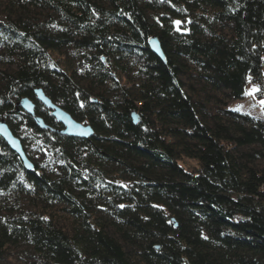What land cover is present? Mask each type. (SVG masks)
I'll list each match as a JSON object with an SVG mask.
<instances>
[{"label": "trees", "instance_id": "1", "mask_svg": "<svg viewBox=\"0 0 264 264\" xmlns=\"http://www.w3.org/2000/svg\"><path fill=\"white\" fill-rule=\"evenodd\" d=\"M251 84L264 0H0V119L34 165L0 137V264H264V120L232 107Z\"/></svg>", "mask_w": 264, "mask_h": 264}, {"label": "water", "instance_id": "2", "mask_svg": "<svg viewBox=\"0 0 264 264\" xmlns=\"http://www.w3.org/2000/svg\"><path fill=\"white\" fill-rule=\"evenodd\" d=\"M148 46L153 54H155L165 62V56L158 38H152L149 41ZM35 95L37 101L41 103L46 109L50 110L52 113V117L62 125L63 129L59 131L60 134L67 137L84 140H89L95 136V132L91 126L77 122L68 112L55 105L46 96L42 89H37L35 91ZM16 106L19 110H23L25 113L32 116L37 126L41 130H51V128L45 123V121L41 117H38L36 115V105L32 100L23 99ZM134 120L138 122L137 118H134ZM53 131L58 132L56 130ZM0 137L6 142L10 150L19 156L25 168L28 171H32L34 169V165L26 156L22 141L14 136L8 124L3 119H0Z\"/></svg>", "mask_w": 264, "mask_h": 264}, {"label": "rangeland", "instance_id": "3", "mask_svg": "<svg viewBox=\"0 0 264 264\" xmlns=\"http://www.w3.org/2000/svg\"><path fill=\"white\" fill-rule=\"evenodd\" d=\"M264 95L260 93L258 86L250 85L247 91L246 98L232 105L236 110L253 116L258 119L264 120ZM191 166H195L190 163Z\"/></svg>", "mask_w": 264, "mask_h": 264}, {"label": "snow or ice", "instance_id": "4", "mask_svg": "<svg viewBox=\"0 0 264 264\" xmlns=\"http://www.w3.org/2000/svg\"><path fill=\"white\" fill-rule=\"evenodd\" d=\"M261 103H264V101H262Z\"/></svg>", "mask_w": 264, "mask_h": 264}]
</instances>
